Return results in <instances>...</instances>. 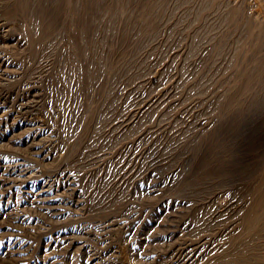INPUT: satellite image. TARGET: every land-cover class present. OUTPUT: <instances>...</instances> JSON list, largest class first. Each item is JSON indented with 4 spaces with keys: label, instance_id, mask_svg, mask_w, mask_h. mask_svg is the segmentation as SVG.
I'll return each mask as SVG.
<instances>
[{
    "label": "rangeland",
    "instance_id": "rangeland-1",
    "mask_svg": "<svg viewBox=\"0 0 264 264\" xmlns=\"http://www.w3.org/2000/svg\"><path fill=\"white\" fill-rule=\"evenodd\" d=\"M246 1L0 0V171L15 176L0 198V264H124L150 249L170 264L169 229L198 252L191 264H264V214L239 241L225 236L264 203V28ZM38 3L57 17L38 19ZM58 172L65 186L41 194Z\"/></svg>",
    "mask_w": 264,
    "mask_h": 264
},
{
    "label": "bare ground",
    "instance_id": "bare-ground-1",
    "mask_svg": "<svg viewBox=\"0 0 264 264\" xmlns=\"http://www.w3.org/2000/svg\"><path fill=\"white\" fill-rule=\"evenodd\" d=\"M42 1V0H41ZM235 1H237V0H235ZM260 1V0H259ZM39 2V1H38ZM58 2V1H57ZM56 2V3H57ZM76 2V1H75ZM227 2V1H226ZM247 2V1H246ZM25 3V2H24ZM43 3V2H42ZM234 3V2H233ZM262 3V2H261ZM66 4V3H65ZM73 4V3H72ZM227 4V3H226ZM229 4V3H228ZM240 4H242L241 3V1H240ZM240 4H238V3H236V6H240ZM37 7H36V9H37V11H36V15H37V18L38 19H40V18H43L44 16H46V17H48L50 20H54V18H55V16H56V12L54 11V9L52 10V9H48V8H46L43 4H35ZM256 5H260V2L258 3V0H249L247 3H246V5H245V7H246V9H247V13H246V15H248V17L249 18H251V20L253 19V21L255 20L256 22H258L260 25L262 24V26H263V28H264V18L260 15V14H258V12L254 9L255 8V6ZM22 6V5H21ZM55 6V5H54ZM235 6V7H236ZM261 6H262V4H261ZM264 6V5H263ZM48 7V6H47ZM242 7V6H241ZM239 8V7H238ZM264 8V7H263ZM263 8H261V9H263ZM238 11V10H237ZM244 11H245V9H244ZM264 11V10H263ZM263 11L261 12V13H263ZM67 13V12H66ZM78 13V12H77ZM82 13V12H81ZM235 14H237L238 15V13H235ZM240 16V15H239ZM241 16H242V14H241ZM45 17V18H46ZM57 17V16H56ZM237 17V16H236ZM243 17H246V16H243ZM239 18V17H238ZM239 19H241V18H239ZM45 20V19H44ZM58 20H59V18H58ZM69 20V19H68ZM73 20V19H72ZM246 20V19H245ZM248 20H246V22H247ZM254 21V22H255ZM74 22V21H73ZM76 22V21H75ZM252 22V21H251ZM48 23V22H47ZM61 23V22H60ZM8 24V23H7ZM70 24V23H69ZM253 23H251V25H252ZM257 24V23H256ZM45 25V24H44ZM43 25V26H44ZM51 24H50V22H49V24L48 25H45L43 28H42V30H43V32H45L46 30H48V28H49V26H50ZM78 25V24H77ZM259 25V26H260ZM2 26V25H1ZM13 26V25H12ZM88 26V25H87ZM91 26V25H90ZM253 26V25H252ZM251 26V27H252ZM255 26H257V25H255ZM8 27H10V26H8ZM39 27H40V25H39ZM2 28V27H1ZM88 28V27H87ZM90 28V27H89ZM259 28V27H258ZM258 28H256V29H258ZM50 29H51V27H50ZM246 29V28H245ZM10 30V29H9ZM71 30V29H70ZM67 31V30H66ZM71 31H73V30H71ZM80 31V30H79ZM9 32V31H8ZM41 32V31H40ZM53 32V31H52ZM74 33V32H73ZM51 34V33H50ZM67 34V33H66ZM68 34H69V32H68ZM70 35H71V32H70ZM43 36V35H42ZM69 36V35H68ZM70 37V36H69ZM262 37V36H261ZM67 39V38H66ZM85 39V38H84ZM240 39V38H239ZM85 42V41H84ZM16 44V43H15ZM47 44V43H46ZM262 44H264V43H262ZM35 45V44H34ZM71 46V45H70ZM79 46V45H78ZM18 48V47H17ZM25 49V48H24ZM80 49V48H79ZM88 49V48H87ZM77 50V49H76ZM102 50V49H101ZM100 50V52H102ZM84 51V50H83ZM94 51V50H93ZM87 52H88V50H87ZM95 53V52H94ZM56 54V53H55ZM84 56V55H83ZM4 57V56H3ZM63 57V56H62ZM239 57V56H238ZM4 63V60L0 57V66L2 65ZM43 63V62H42ZM5 64V63H4ZM38 68V67H37ZM4 69V68H3ZM79 69V68H78ZM34 70V69H33ZM62 71V70H61ZM161 71V70H160ZM44 73V72H43ZM162 73V72H161ZM7 74V73H6ZM251 74V73H250ZM28 75V74H27ZM35 75V74H34ZM30 76V75H29ZM38 77V76H37ZM49 77V76H48ZM20 78V77H19ZM34 78V77H33ZM39 78V77H38ZM41 78V77H40ZM32 80V79H31ZM157 80V79H156ZM23 81V80H22ZM29 82V81H28ZM36 82V81H35ZM1 83V82H0ZM13 83V82H12ZM151 83V82H150ZM5 84V83H4ZM33 84V83H32ZM39 84V83H38ZM23 85V84H22ZM35 85V84H34ZM69 85V84H68ZM264 85V84H263ZM21 86V85H20ZM42 87V86H41ZM30 88H32V85H31V87ZM33 88H35L34 86H33ZM44 88V87H43ZM168 88V87H167ZM17 89H18V87H17ZM38 89V88H37ZM239 89V88H238ZM33 90V89H32ZM0 91H2V90H0ZM24 91V90H23ZM29 91V90H28ZM174 91V90H173ZM4 93L5 92H8L7 90L5 91V89H4V91H3ZM3 92H1V93H3ZM10 92V91H9ZM12 92V91H11ZM30 92V91H29ZM35 92V91H34ZM164 92V91H163ZM3 93V96H0V98L2 99V101L3 102H6V100L8 99V97L5 95ZM33 93V92H32ZM36 93V92H35ZM34 93V94H35ZM11 94V93H10ZM16 94V93H15ZM18 94V93H17ZM22 95L20 96V97H18V100L20 101V103H19V109L20 110H22V109H24V111L23 112H27V109L25 110V108L28 106V104H27V102H25L26 101V97H28V95L26 96V93H21ZM238 94V93H237ZM30 95H33V94H30ZM36 95H38L37 93H36ZM67 95V94H66ZM163 96V95H162ZM16 97V96H15ZM34 97V96H33ZM36 97V96H35ZM72 97V96H71ZM161 97V96H160ZM29 98V97H28ZM27 98V100H29ZM30 98H32V97H30ZM16 99V98H15ZM33 99V98H32ZM35 99V98H34ZM40 99V98H39ZM160 99V98H159ZM157 100V99H156ZM236 100V99H235ZM1 101V102H2ZM14 101V100H13ZM29 102V101H28ZM47 102V101H46ZM31 103V102H30ZM40 103V102H39ZM1 104V103H0ZM256 104V103H255ZM6 105V104H5ZM4 105V106H5ZM9 106V105H8ZM7 106V107H8ZM14 106V105H13ZM12 106V107H13ZM18 106V105H17ZM34 106V105H33ZM135 106V105H134ZM11 107V108H12ZM40 107V106H39ZM9 108V107H8ZM35 108H36V106H35ZM29 109H31V108H29ZM38 109V108H37ZM11 110V109H10ZM32 110V109H31ZM36 110V109H35ZM49 110V109H48ZM4 111V110H3ZM33 111V110H32ZM32 111H29V112H31L32 113ZM260 111V110H259ZM38 112H39V109H38ZM47 112V111H46ZM28 113V112H27ZM26 113V114H27ZM39 113H41V111L39 112ZM33 114H35L34 112H33ZM36 114H38V113H36ZM45 114V113H44ZM131 114V113H130ZM134 114V113H133ZM259 114V113H258ZM22 115V114H21ZM29 115H30V113H29ZM39 115V114H38ZM250 115V114H249ZM31 116H32V114H31ZM44 116V115H43ZM119 116V115H118ZM144 116V115H143ZM248 116V115H247ZM30 117V116H29ZM28 117V118H29ZM34 117H37L36 115H34ZM39 117L40 116H38L37 118H35V119H33V120H28L29 122L27 123L28 125H30V126H36V125H38V124H42V123H39L40 122V120H39ZM48 117V116H47ZM53 117V116H52ZM120 117V116H119ZM129 118V117H128ZM173 118H175V117H173ZM14 119V118H13ZM30 119V118H29ZM31 119H32V117H31ZM40 119H42V118H40ZM45 119V118H44ZM43 119V120H44ZM53 119V118H52ZM186 120V119H185ZM188 120V119H187ZM255 120V119H254ZM3 121V120H2ZM13 121V120H12ZM17 122V121H16ZM42 122V121H41ZM160 122V121H159ZM256 122V121H255ZM22 123V122H21ZM51 123V122H50ZM121 124V123H120ZM131 125H132V123H131ZM135 125V124H134ZM263 125V124H262ZM39 126H41V125H39ZM114 126V125H113ZM121 126V125H120ZM138 126V125H137ZM200 126V125H199ZM29 127V126H28ZM37 127V126H36ZM128 127V126H127ZM135 127V126H134ZM139 127V126H138ZM255 127V126H254ZM260 127V126H259ZM124 128V127H123ZM140 128V127H139ZM256 128V127H255ZM37 129H41L40 127H38ZM43 129V128H42ZM54 129V128H53ZM103 129V128H102ZM138 129V128H137ZM152 129V128H151ZM131 130V129H130ZM167 130V129H166ZM112 131V130H111ZM132 131V130H131ZM147 131V130H146ZM39 132V131H38ZM40 132H42V131H40ZM139 132V131H138ZM141 132V131H140ZM168 132V131H167ZM53 133V132H52ZM144 133V132H143ZM146 133V132H145ZM151 134V133H150ZM257 134V133H256ZM127 135H128V133H127ZM134 135V134H133ZM143 135V134H142ZM253 135V134H252ZM40 136V135H39ZM107 136V135H106ZM111 137V136H110ZM122 137V136H121ZM126 137V136H125ZM141 137V136H140ZM149 137V136H148ZM147 137V138H148ZM124 138V137H123ZM150 138V137H149ZM38 139V138H37ZM165 139V138H164ZM256 139V138H255ZM69 140V139H68ZM33 141V140H32ZM31 141V142H32ZM95 141V140H94ZM97 141V140H96ZM123 141V140H122ZM141 141H143V140H141ZM26 142V141H25ZM30 142V141H29ZM30 142V143H31ZM34 142V141H33ZM54 142V141H53ZM8 143V142H7ZM92 143H93V141H92ZM97 143V142H96ZM144 144V143H143ZM106 145V144H105ZM150 146V145H149ZM30 148V147H29ZM47 149V148H46ZM45 150V149H44ZM31 151V150H30ZM124 151V150H123ZM83 152V151H82ZM128 152V151H127ZM142 152V151H141ZM151 154V153H150ZM160 155V154H159ZM127 158V157H126ZM148 158H149V156H148ZM13 159V158H12ZM23 159V158H22ZM21 159V160H22ZM24 160H26V159H24ZM23 161V160H22ZM129 161V160H128ZM127 161V162H128ZM9 162H11V161H9ZM11 164H13V162H11ZM22 162L20 161V159H16L15 160V164L14 165H12V167L14 168V167H17V166H22ZM85 164V163H84ZM24 165V164H23ZM26 165V164H25ZM29 165V164H28ZM89 165H90V163H89ZM87 166V165H86ZM8 167H9V163H8V165L4 168V166H3V168H4V170H6V172H1L0 171V198H2V197H4L5 196V193L6 192H10V189H11V187H12V183L14 182V175H13V170H11V169H8ZM59 167V166H58ZM151 167V166H150ZM11 168V167H10ZM61 168H64V167H61ZM137 168V167H136ZM57 169V168H56ZM60 169V168H59ZM98 169V168H97ZM132 169V168H131ZM2 170V169H1ZM30 170V169H29ZM65 170V169H64ZM19 171V170H18ZM60 171V170H59ZM171 171V170H170ZM262 171V170H261ZM264 171V170H263ZM20 172V171H19ZM22 172V171H21ZM30 172V171H29ZM29 172H27V173H29ZM64 172H61V173H55L54 175L52 174V175H46L47 177H45L44 179L43 178H41L43 181H42V183L40 184V191H41V194H45V195H53V197H55L58 193H59V190L62 188V187H64V186H62V185H60V181H61V179H64V178H68V176H67V174H63ZM131 173V172H130ZM3 174H5L6 176H3ZM33 174V173H32ZM70 174V173H69ZM260 175H261V173H259ZM264 174V173H263ZM175 176V175H174ZM258 176V175H257ZM62 177H64V178H62ZM121 177V176H120ZM262 177V176H261ZM3 178V179H2ZM19 178V177H18ZM73 178V177H72ZM71 178V179H72ZM13 179V180H12ZM74 179V178H73ZM261 179V178H260ZM262 179H264V176L262 177ZM162 180V179H161ZM160 180V181H161ZM172 181V180H171ZM262 181V180H261ZM264 181V180H263ZM67 182H68V180H67ZM66 182V183H67ZM162 182V181H161ZM35 184V183H34ZM62 184V183H61ZM68 184V183H67ZM82 184V183H81ZM98 184V183H97ZM126 184V183H125ZM146 185V184H145ZM69 186V185H68ZM88 187V186H87ZM129 187V186H128ZM160 187V186H159ZM255 187V186H254ZM38 188V187H37ZM127 189V188H126ZM262 190V189H261ZM61 191V190H60ZM129 191V190H128ZM164 191V190H163ZM28 193V192H27ZM30 193V192H29ZM124 193V192H123ZM138 193V192H137ZM136 193V194H137ZM143 193V192H142ZM31 194H33V193H31ZM145 194H146V190H145ZM162 194H164V193H162ZM9 195H10V193H9ZM40 195V194H39ZM28 196V195H27ZM26 196V197H27ZM36 196V195H35ZM129 196V195H128ZM229 196V195H228ZM26 197H25V199H26ZM32 197V196H31ZM60 197V196H59ZM130 197V196H129ZM133 197V196H132ZM135 197V196H134ZM159 197H161V196H159ZM254 197H255V195H254ZM9 198V197H8ZM7 198V199H8ZM65 198V197H64ZM228 198V197H227ZM4 199V198H3ZM65 199H68V198H65ZM64 199V200H65ZM150 199V198H149ZM173 199V198H172ZM234 199V198H233ZM250 199H252V198H250ZM148 200V199H147ZM211 200V199H210ZM214 200V199H213ZM253 200V202L251 203V207L245 212V213H241L240 211V213H238V211H237V213L239 214V218H238V220H237V223H238V225L237 226H232V228L231 229H227L228 231H226V230H224V227H223V229L222 230H224V233H225V231H226V233H225V236H227V238H229V240L230 241H233V240H236V239H240L241 237L243 238V236H246L248 233L250 234V232H253V230L257 227V226H259V222H260V219H261V216L264 214V203H263V201H261V200H259V198H257V200H255L254 201V199H252ZM264 200V199H263ZM59 201V200H58ZM169 201V200H168ZM125 202V201H124ZM209 202V201H208ZM213 202V201H212ZM211 202V203H212ZM22 203V202H21ZM152 203V202H151ZM58 204V203H57ZM60 204V203H59ZM64 205H65V203H63ZM111 204V203H110ZM172 204V203H171ZM181 204V203H180ZM209 204H210V202H209ZM246 204V203H245ZM130 205V204H129ZM222 205V204H221ZM230 205V204H229ZM237 204H235L234 206H236ZM49 206V205H48ZM69 206H70V204H69ZM154 206V205H153ZM171 206V205H170ZM211 206V205H210ZM6 207H7V205H6ZM126 207V206H125ZM130 207V206H129ZM163 207V206H162ZM161 207V208H162ZM172 207V206H171ZM237 207V206H236ZM112 208V207H111ZM138 208V207H137ZM160 208V207H159ZM158 208V209H159ZM167 208V207H166ZM231 208V207H230ZM247 208V207H246ZM61 209V208H60ZM216 209H217V206H216ZM235 209V208H234ZM5 210V209H4ZM7 210V209H6ZM213 210H215V209H213ZM232 210V209H231ZM146 211V210H145ZM164 211V213H166L167 211L166 210H163ZM166 211V212H165ZM179 211V210H178ZM219 211V210H218ZM224 211V210H223ZM222 211V213H224ZM230 211V210H229ZM233 211V210H232ZM55 212V211H54ZM148 212V211H147ZM192 212V211H191ZM196 212V211H195ZM215 212V211H214ZM231 212V211H230ZM139 213V212H138ZM220 213H221V211H220ZM219 213V214H220ZM236 213V214H237ZM128 216L129 217H134L135 216V214H136V210H134V209H131V210H129L128 211ZM177 214V213H176ZM207 214V213H206ZM214 214V213H213ZM228 214H230V213H228ZM235 214V213H234ZM237 214V215H238ZM204 215V214H203ZM215 215V214H214ZM221 215H223V214H221ZM225 215H226V213H225ZM237 215H235V216H237ZM139 216V215H138ZM179 216V215H178ZM216 216H219V215H216ZM215 216V217H216ZM234 216V215H233ZM143 217V216H142ZM21 218V217H20ZM140 218H141V216H140ZM165 218V217H164ZM231 218V217H230ZM236 218V217H235ZM263 218V217H262ZM118 219V218H117ZM178 219V218H177ZM226 219H228V217L226 218ZM126 220V219H125ZM132 220V219H131ZM165 220V219H164ZM214 220V219H213ZM114 221H115V218H114ZM127 221V220H126ZM223 221V220H222ZM176 222V221H175ZM179 222V221H178ZM177 222V223H178ZM219 222V221H218ZM132 223V222H131ZM134 223V222H133ZM122 224V223H121ZM142 224V223H141ZM185 224H186V222H185ZM203 224V223H202ZM218 224V223H217ZM231 224H232V222H231ZM234 224H235V221H234ZM261 224V223H260ZM183 225H184V223H183ZM213 225V224H212ZM216 225V224H215ZM264 225V224H263ZM145 226V225H144ZM217 226V225H216ZM261 226V225H260ZM172 227V226H171ZM187 227V226H186ZM190 227V226H189ZM199 227V226H198ZM220 227V226H219ZM120 228H121V225H120ZM188 228V227H187ZM80 229V228H79ZM110 229V228H109ZM151 229H152V227H151ZM176 229V228H175ZM203 229V228H202ZM264 229V228H263ZM83 230V229H82ZM148 230V229H147ZM161 230V229H160ZM163 230V229H162ZM178 230V229H177ZM184 230V229H183ZM101 231V230H100ZM123 231V230H122ZM179 231V230H178ZM198 231V230H197ZM95 232V231H94ZM131 232V231H130ZM140 232V231H139ZM144 232V231H143ZM149 232V231H148ZM167 232H168V230H167ZM194 232V231H193ZM206 232V231H205ZM223 232V231H222ZM257 232V231H256ZM263 232V231H262ZM151 233V232H150ZM156 233V232H155ZM165 233H166V231H165ZM181 233H182V231L180 232L179 231V233L177 232V231H175V230H171L170 231V229H169V232L166 234V236H167V238L168 239H170V241L172 242H170L171 243V246H170V250L168 251V252H170V253H173L172 254V259H171V263L170 264H191L192 262H193V260H197V259H195V258H198L197 256L198 255H196L195 253H198V252H193V250H191L190 249V251L188 252L187 251V253L186 252H183V251H186V250H184L183 249V247H180L178 244H177V239H178V234H180L181 235ZM90 234V233H89ZM129 234V233H128ZM147 234V233H146ZM255 233H253V236H255L254 235ZM142 235V234H141ZM178 235V236H177ZM182 235H183V233H182ZM253 236H251V237H253ZM89 237V236H88ZM146 237V236H145ZM176 237H177V239H176ZM206 237V236H205ZM13 238V237H12ZM93 238V237H92ZM207 238V237H206ZM227 238H225V240L227 239ZM248 238V237H247ZM259 238V237H258ZM262 238V237H261ZM261 238H260V240H261ZM49 239V238H48ZM107 239V238H106ZM181 239H183V236H182V238ZM195 239V238H194ZM197 239V238H196ZM203 239V238H202ZM105 240V239H104ZM117 240V239H116ZM178 240H180V239H178ZM220 240V239H219ZM242 240V239H241ZM243 240H245V239H243ZM255 240V239H254ZM263 240V239H262ZM9 241V240H8ZM70 241V240H69ZM128 241V240H127ZM146 241V240H145ZM158 241H160V240H158ZM187 241V240H186ZM222 241V240H221ZM237 241H239V240H236V242ZM246 241V240H245ZM245 241H243V242H245ZM144 242V241H143ZM178 242H184L183 240L182 241H178ZM199 242H201V241H199ZM235 242V241H234ZM235 242V243H236ZM243 242H241V243H243ZM10 243V242H9ZM8 243V244H9ZM16 243H17V241H16ZM66 243V242H65ZM125 244H126V242H124ZM138 243V242H137ZM148 243V245H149V242H147ZM154 243V242H153ZM158 243V242H157ZM232 243V242H231ZM240 243V244H241ZM257 243V242H256ZM151 244V243H150ZM186 244V243H185ZM202 244V243H201ZM207 244V242H206V239H204V243H203V246H205ZM209 244V243H208ZM230 244V243H229ZM17 245V244H16ZM59 245H61V244H59ZM63 245V244H62ZM104 245V244H103ZM128 245V244H127ZM158 245H160L159 243H158ZM157 245V246H158ZM196 245V244H195ZM210 245H211V243H210ZM209 245V246H210ZM9 246V245H8ZM111 246V245H110ZM133 246V245H132ZM144 246V245H143ZM161 246V245H160ZM159 246V247H160ZM163 246V245H162ZM161 246V247H162ZM179 246V247H178ZM202 246V247H203ZM212 246V245H211ZM253 246V245H252ZM259 246V245H258ZM261 246V245H260ZM11 247V246H10ZM121 247V246H120ZM154 247H155V245H154ZM166 247V246H165ZM222 247V246H221ZM225 247H227V246H225ZM129 248V247H128ZM131 248V247H130ZM153 248V247H152ZM167 248V247H166ZM190 248V247H189ZM8 249H9V247H8ZM97 249H99V248H97ZM115 249V248H114ZM201 249V248H200ZM215 250V247L213 248L212 247V250ZM248 249V248H247ZM252 249H254V248H252ZM10 250H12V249H10ZM96 250V249H95ZM126 250V249H125ZM162 250H163V248H162ZM205 250V249H204ZM207 250V249H206ZM206 250H205V252H206ZM214 250H213V252H214ZM85 251V250H84ZM136 251V250H135ZM143 251V250H142ZM43 252V251H42ZM95 252V251H94ZM134 252V251H133ZM163 251H161V252H159V250L158 251H151V249H150V252L148 253V254H139V255H133L132 254V256H134L133 257V259L132 258H130V259H132V260H134V258H135V260L134 261H130L129 260V256L127 257V256H125V259H128V261L127 260H125L124 258H120V259H124V261H126V263L127 264H146L147 262H145V260L147 261L148 259H149V263L148 264H157V262H158V260L160 261V259H161V257L162 258H164L163 257V255H165L164 253H162ZM209 252V251H208ZM222 252L224 253V248H223V250H222ZM243 252H245V251H243ZM115 253V252H114ZM124 253V252H123ZM185 253V254H184ZM218 253H221L220 252V250H219V252ZM93 254V253H92ZM91 255V254H90ZM115 255V254H114ZM122 255H125V254H122ZM206 255V254H205ZM213 255V254H212ZM223 256H224V254H222ZM66 256V255H65ZM93 256V255H92ZM101 256H103V255H101ZM118 256H119V254H118ZM131 256V257H132ZM167 256V255H166ZM170 256V255H169ZM209 256V255H208ZM225 256H229V254H227V255H225ZM232 256V255H231ZM54 257V256H53ZM90 257V256H89ZM106 257V256H105ZM122 257V256H121ZM204 257V256H203ZM222 257V256H221ZM243 257V256H242ZM104 258V257H103ZM112 258V257H111ZM201 258V257H200ZM227 258V257H226ZM233 258H234V256H233ZM8 259V258H7ZM91 259V262H94V258H90ZM98 259V258H97ZM106 259V258H105ZM113 259V258H112ZM228 259V258H227ZM47 260V259H46ZM101 260H102V257H101ZM101 260H100V262H101ZM107 260H108V257H107ZM114 260V259H113ZM207 260V259H206ZM242 260V259H241ZM80 261V260H79ZM89 261V260H88ZM119 261V260H118ZM117 261V262H118ZM123 261V262H124ZM200 261V260H199ZM105 262V261H104ZM104 262H102L103 264H104ZM111 262V261H110ZM198 262V261H197ZM237 262V261H236ZM241 262V261H240ZM49 263V262H48ZM95 263V262H94ZM106 263V262H105ZM115 263V262H114ZM119 263V262H118ZM121 263H122V261H121ZM126 263H124V264H126ZM199 263V262H198ZM214 263V262H213ZM228 263V262H227ZM98 264V263H97ZM106 264H109V263H106ZM207 264V263H206ZM222 264V263H221ZM252 264V263H251Z\"/></svg>",
    "mask_w": 264,
    "mask_h": 264
}]
</instances>
